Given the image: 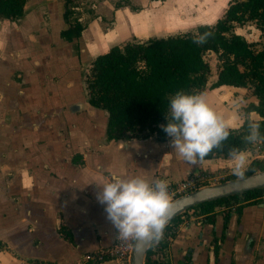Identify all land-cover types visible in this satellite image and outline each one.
Segmentation results:
<instances>
[{"label": "crops", "instance_id": "0c3cea01", "mask_svg": "<svg viewBox=\"0 0 264 264\" xmlns=\"http://www.w3.org/2000/svg\"><path fill=\"white\" fill-rule=\"evenodd\" d=\"M68 8L66 17L65 0H26L22 16L0 17V264H117L87 259L114 242L95 183L113 173L151 181L208 174L207 186L242 177L253 160H264V146L259 153L252 144L240 151L247 161L237 175L231 156L192 164L156 132L108 138V112L89 103L86 78L93 58L125 43L119 9L115 27L104 29L101 16L87 19L71 2ZM137 17L130 28L140 32ZM73 20L84 26L79 38L64 35ZM255 27L257 34L246 38L260 48L264 33ZM211 83L202 93L229 128L261 119L246 112L259 102L249 87ZM236 200L217 205L213 223L195 208L170 223L173 235L157 245L162 261L264 264V194Z\"/></svg>", "mask_w": 264, "mask_h": 264}, {"label": "trees", "instance_id": "16d2710c", "mask_svg": "<svg viewBox=\"0 0 264 264\" xmlns=\"http://www.w3.org/2000/svg\"><path fill=\"white\" fill-rule=\"evenodd\" d=\"M70 2L65 0L66 17L71 14L68 8ZM25 3L26 0H0V17L15 19L22 16ZM247 21L255 22L264 33V0H231L214 24H201L195 31L166 37L130 40L113 45L93 58L86 78L89 103L108 112V138L118 139L129 131L137 130L144 136L156 132L160 139H166L168 136L161 126L168 123L170 98L178 91L201 93L208 86L211 68L205 58L207 52H214L220 62L217 78L209 87H249L259 102L250 104L246 112L255 110L261 115L257 121L264 135V45L258 48L254 42L236 32V27ZM83 30L84 26L73 20L64 35L79 38ZM205 31H212L214 35L207 43L195 44L193 35ZM249 120L246 118L240 127L230 128V135L223 146L214 149L204 159L230 156L232 149L240 152L249 148L252 144L243 139L248 133ZM260 170H264V160L255 159L244 173L247 175ZM263 194L264 188L256 189L194 208L208 214L207 221L213 223V211L217 205L240 196L247 201L257 199ZM161 244L166 246L165 242ZM215 249L217 251V246ZM146 264L165 263L154 257L150 246Z\"/></svg>", "mask_w": 264, "mask_h": 264}, {"label": "clouds", "instance_id": "9594fccd", "mask_svg": "<svg viewBox=\"0 0 264 264\" xmlns=\"http://www.w3.org/2000/svg\"><path fill=\"white\" fill-rule=\"evenodd\" d=\"M212 31L194 34L197 45L207 43ZM168 123L161 127L178 158L196 164L214 149L221 148L230 135L229 125L208 103L204 93L176 92L169 101ZM244 141L253 145L264 144L260 122L249 120ZM171 153V152H170ZM167 153L166 155H170ZM233 171L243 175L247 157L232 149L229 153ZM100 191L97 200L104 205L107 219L116 229V237L124 242H135L138 248L145 243H159L174 207L166 180L142 176L127 177L113 173L107 182H95Z\"/></svg>", "mask_w": 264, "mask_h": 264}, {"label": "rangeland", "instance_id": "374dc122", "mask_svg": "<svg viewBox=\"0 0 264 264\" xmlns=\"http://www.w3.org/2000/svg\"><path fill=\"white\" fill-rule=\"evenodd\" d=\"M230 1L231 0H71V4L81 7V10L78 12L82 13L85 11L84 13L87 19L91 17L92 19H97L101 16L104 21V29L115 27L113 23L116 20L114 11L116 8L119 9V25H117V27L124 28L123 37L120 38L119 41L127 42L130 40L143 41L153 36L166 37L176 33L195 31L201 24H214L216 20L223 15ZM134 16L142 18L141 24L137 25L141 30L140 32L130 28V22L135 26ZM139 23L140 18L139 20L137 19V24ZM151 26L156 31L152 29L153 31L149 33L148 29ZM255 26V22L247 21L242 26H237L236 32L243 34L245 37L253 38V34H257ZM263 42L264 40L262 39L260 43ZM205 58L209 62L211 68L209 74V82L211 83L217 78L220 62L217 60L214 52H207ZM239 199L242 200L243 197L240 196L236 201H239ZM229 203H231V201H229Z\"/></svg>", "mask_w": 264, "mask_h": 264}, {"label": "water", "instance_id": "95a60500", "mask_svg": "<svg viewBox=\"0 0 264 264\" xmlns=\"http://www.w3.org/2000/svg\"><path fill=\"white\" fill-rule=\"evenodd\" d=\"M261 188H264V170L217 184L200 187L172 201L174 212L170 217L167 226L175 218L180 217L186 211L199 204L241 195L245 192ZM151 244L152 242H148L145 243L143 247L138 248L134 242L130 264H146L147 252Z\"/></svg>", "mask_w": 264, "mask_h": 264}, {"label": "built area", "instance_id": "2783aa9c", "mask_svg": "<svg viewBox=\"0 0 264 264\" xmlns=\"http://www.w3.org/2000/svg\"><path fill=\"white\" fill-rule=\"evenodd\" d=\"M254 147L259 153H261V151L263 150V144H256L254 145ZM156 179L166 180L168 182L169 195L171 197V200L174 201L175 199L184 194H187L200 187H203L204 183L209 182L210 175L201 174L196 176H189L182 180H174L165 176H158ZM190 210L191 209H189L187 212H189ZM174 231V226L172 224H169L164 230L163 238H170L173 235ZM133 244L134 242L131 241L124 242L122 240L117 239L115 231L114 242L110 246L98 250L95 254L88 255L87 259L99 262L113 260L117 264H130ZM157 245L158 243L151 244L152 250L154 252V257L158 260H162V258L159 256V253L157 252Z\"/></svg>", "mask_w": 264, "mask_h": 264}]
</instances>
